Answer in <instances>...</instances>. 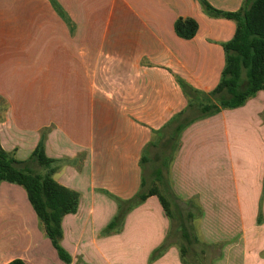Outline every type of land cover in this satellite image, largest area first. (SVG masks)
I'll use <instances>...</instances> for the list:
<instances>
[{
	"label": "crops",
	"instance_id": "obj_1",
	"mask_svg": "<svg viewBox=\"0 0 264 264\" xmlns=\"http://www.w3.org/2000/svg\"><path fill=\"white\" fill-rule=\"evenodd\" d=\"M54 1L0 0V145L28 160L46 133L53 177L80 193L62 221L70 264H184L174 232L151 259L172 226L157 195L106 229L117 198L141 189L145 146L188 104L180 80L204 92L220 82L236 21L199 0ZM180 17L197 21L194 37L176 33ZM168 177L183 202L202 208L194 220L201 243L218 248L213 264H264V90L187 126ZM15 259L68 264L25 188L3 181L0 264Z\"/></svg>",
	"mask_w": 264,
	"mask_h": 264
},
{
	"label": "trees",
	"instance_id": "obj_2",
	"mask_svg": "<svg viewBox=\"0 0 264 264\" xmlns=\"http://www.w3.org/2000/svg\"><path fill=\"white\" fill-rule=\"evenodd\" d=\"M206 11L214 16H224L236 21L237 28L234 37L224 44L226 63L218 85L210 92L193 88L184 80L181 86L188 97L187 106L177 113L162 129L155 132V137L147 143L143 150L141 165L143 181L141 189L132 198L122 200L117 198L119 212L108 225L107 231L121 224L125 215L135 206L144 202L149 196H159L167 215L173 220L175 212L169 196L176 202L183 201L174 193L168 174L170 164L180 146V136L183 130L192 122L214 114L223 108H236L244 105L258 91L264 90V0H244L238 11H223L213 7L208 0H199ZM56 4V2L53 0ZM198 23L193 18L180 17L175 22L176 33L186 39L195 36ZM46 133L32 152L28 160L17 159L13 153L7 152L0 145V184L3 181L16 183L25 188L28 199L40 219L47 236L57 249L60 258L66 263L72 262L70 253L61 244L63 237L62 221L66 214L75 213L79 207L80 193L60 184L53 174L57 167V159L49 157L45 150ZM162 146L163 156L156 154V159L162 165L153 170L160 186L147 187L144 176L145 163L150 159V148ZM35 161L46 169L45 173H37L29 167V162ZM165 168V170H164ZM193 209L188 211V220H194L202 214V208L195 200L185 201ZM179 214V225L187 243L180 244L181 258L184 264H194L186 259V251L193 241H200L192 235L186 225L182 212ZM173 225L166 240L153 251L151 259L162 255L172 243ZM175 230V229H174ZM8 264H26L22 259H15Z\"/></svg>",
	"mask_w": 264,
	"mask_h": 264
},
{
	"label": "rangeland",
	"instance_id": "obj_3",
	"mask_svg": "<svg viewBox=\"0 0 264 264\" xmlns=\"http://www.w3.org/2000/svg\"><path fill=\"white\" fill-rule=\"evenodd\" d=\"M4 111V104L0 101V116L2 115V112ZM159 153L161 157L163 156L162 152V146L157 145V146H152L150 148V154L149 155V160L145 163V170H144V176L147 178V187H151L153 184L160 186L159 181L155 178L153 174V170L157 167L162 165L160 160L153 161V159H156V154ZM29 167L32 168L34 172L37 173H45L46 169L43 166H40L37 164L35 161L29 162ZM165 170V168H164ZM169 199L172 203V209L175 212V218L171 220V225H173V232L176 233V239L179 240V244H185L187 243L185 239L182 237L181 232H178L176 230L179 225V214L182 212L183 218L185 219L186 225L192 235L198 237V231H197V225L195 220H188V211L193 209V207L186 202H182L179 205L178 212L177 208L175 206V201L169 196ZM188 249L186 251V259L190 261L191 263L194 264H213V258L216 256L218 252V248L215 246H209L206 245L205 243H201V241H193L192 244L187 245Z\"/></svg>",
	"mask_w": 264,
	"mask_h": 264
}]
</instances>
